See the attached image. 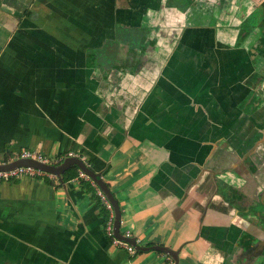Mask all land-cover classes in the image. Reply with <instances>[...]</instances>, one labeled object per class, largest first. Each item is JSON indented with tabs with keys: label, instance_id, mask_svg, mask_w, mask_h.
<instances>
[{
	"label": "crops",
	"instance_id": "crops-1",
	"mask_svg": "<svg viewBox=\"0 0 264 264\" xmlns=\"http://www.w3.org/2000/svg\"><path fill=\"white\" fill-rule=\"evenodd\" d=\"M258 68L264 0H3L0 163L79 155L149 250L111 244L73 166L64 184L0 182V264H176L156 247L237 264L263 237L248 209L264 191Z\"/></svg>",
	"mask_w": 264,
	"mask_h": 264
},
{
	"label": "built area",
	"instance_id": "built-area-1",
	"mask_svg": "<svg viewBox=\"0 0 264 264\" xmlns=\"http://www.w3.org/2000/svg\"><path fill=\"white\" fill-rule=\"evenodd\" d=\"M68 158H79L89 167L88 162L85 159L80 158L79 155L73 152L58 156H53V155H47L39 149L23 150L16 157L11 158L8 163H3V164L0 163V165H8L16 161L24 160V161L36 162L45 166H60ZM22 178L41 179L44 181L49 180L59 185V179L57 176L46 173L40 169L31 166L16 167L14 169H10L7 171H0V182L2 183L13 182L15 180H20ZM72 181L77 183H82V182L92 183L93 187L95 188L96 196L98 197L101 204L109 214L107 221L103 225V231L106 237L110 240L113 246L117 248L125 249L130 256H134L137 253L136 247H134L132 244L126 241H122L118 239L115 234V220H116L115 208L111 203L110 199L108 198V196L105 194V192L98 186V184L95 181H93L81 169H79L77 177L74 178ZM123 236L127 239H130V236L128 235L126 236L123 235ZM170 264L173 263L170 261Z\"/></svg>",
	"mask_w": 264,
	"mask_h": 264
},
{
	"label": "water",
	"instance_id": "water-1",
	"mask_svg": "<svg viewBox=\"0 0 264 264\" xmlns=\"http://www.w3.org/2000/svg\"><path fill=\"white\" fill-rule=\"evenodd\" d=\"M35 167L40 169L46 173L55 175L58 179L64 184L63 175L73 166H78L82 171H84L92 180H94L98 186L105 192V194L110 199L111 203L115 208L116 220H115V234L118 239L122 241H126L133 246H135L139 251H148V248L139 247L135 240L127 239L121 234L120 226H121V208L119 206L118 201L115 199L113 194L110 192L109 187L103 182L100 174H96L90 167H88L83 161L79 158H68L62 165L60 166H45L32 161H17L9 165H0V171H7L10 169H14L16 167ZM155 250L165 252L170 256H173L176 264H178V254L172 252L169 249H165L163 247H156Z\"/></svg>",
	"mask_w": 264,
	"mask_h": 264
},
{
	"label": "trees",
	"instance_id": "trees-1",
	"mask_svg": "<svg viewBox=\"0 0 264 264\" xmlns=\"http://www.w3.org/2000/svg\"><path fill=\"white\" fill-rule=\"evenodd\" d=\"M3 0H0V4ZM149 36V30L147 28H145L140 36V39L138 42H136V44H139L140 46H143L144 43H146L147 39ZM257 75L262 76L264 75V69L258 68L257 70ZM264 77V76H263ZM263 77H261V81L263 79ZM78 171L79 169L74 168L69 174H66V181H72L74 178L77 177L78 175ZM48 181V180H47ZM86 182H83V184H85ZM86 185H89V183H86ZM97 203L99 204V206L101 207V211L103 213L104 216V223L107 221L109 214L106 211V209L103 207V205L101 204L100 200L98 199L97 196H95ZM254 223L256 226H258L262 231H264V208L262 207H258L256 208V210L254 211ZM264 260V251L262 253H260L257 257H255L252 262H250L249 264H262V261Z\"/></svg>",
	"mask_w": 264,
	"mask_h": 264
},
{
	"label": "flooded vegetation",
	"instance_id": "flooded-vegetation-1",
	"mask_svg": "<svg viewBox=\"0 0 264 264\" xmlns=\"http://www.w3.org/2000/svg\"><path fill=\"white\" fill-rule=\"evenodd\" d=\"M262 88L264 90V77L262 79ZM261 96L264 95V93L260 94ZM253 203V207H249L248 209L251 210L252 214L254 215V211L256 210V208L258 207H262L264 208V191H262L260 193V196L257 197V199H255L254 201H252ZM255 218V215H254ZM254 218H253V225H254V233L255 234H260V237H262L261 239L256 238L255 240H248V245L246 247V251L245 254L243 256H241V260L237 262V264H249L250 262H252V260L257 257L260 253H262L264 251V231H263V235L260 233L259 231V227L255 225L254 223ZM261 230V229H260ZM253 241V242H252Z\"/></svg>",
	"mask_w": 264,
	"mask_h": 264
},
{
	"label": "rangeland",
	"instance_id": "rangeland-1",
	"mask_svg": "<svg viewBox=\"0 0 264 264\" xmlns=\"http://www.w3.org/2000/svg\"><path fill=\"white\" fill-rule=\"evenodd\" d=\"M264 226V225H263ZM262 264H264V260L262 261Z\"/></svg>",
	"mask_w": 264,
	"mask_h": 264
}]
</instances>
